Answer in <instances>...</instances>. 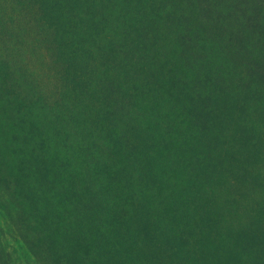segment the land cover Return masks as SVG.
<instances>
[{"label": "trees", "instance_id": "16d2710c", "mask_svg": "<svg viewBox=\"0 0 264 264\" xmlns=\"http://www.w3.org/2000/svg\"><path fill=\"white\" fill-rule=\"evenodd\" d=\"M90 1L56 0L54 7L59 12L69 11L64 16L68 40L64 50L69 51L76 67L85 64L82 68L91 72L66 83L65 92L53 102L36 101L37 109V104L30 102L32 149L26 142L17 147L0 121V139L10 155L32 169L43 204L50 211L70 207L80 229L83 222L85 226L95 219L103 223L102 228L97 227L103 231L95 244L102 239L105 248L96 246L90 258L94 264H138V253L133 257L129 248L127 252L122 249L124 242L135 237L124 212L135 193L150 206V198L162 191L169 171L187 174L186 187L175 190L171 196L174 203H168L187 214L191 235L205 247L225 244L218 260L264 264L260 213L254 225L212 237L218 220L206 209L209 195L204 196L211 178L223 181L228 168L227 144H249L254 124L264 125V0H139L146 6L139 11L143 12L136 18L133 33L120 29L115 39L106 34L96 53L91 50L92 39L100 36V27L92 10L95 3ZM73 19H79L78 26L70 25ZM157 21L170 30L175 51L180 53V67L187 75L180 80L176 94L163 82L152 77L142 80L139 74L150 42L159 31ZM118 39L124 43L119 48ZM118 54L127 63L104 61L109 70L99 69V57ZM133 80L139 83L140 95L152 99L151 93L162 89L170 102L162 108L151 106L157 111L147 115L135 104L137 97L143 100L140 95L124 89V94L120 92L124 83ZM71 93L74 96L68 98ZM83 96L90 97V102L86 104ZM183 100L185 108L180 112L181 104L176 108L175 101ZM217 166L222 171L211 174ZM74 179H79L87 194L79 197L82 203L66 206L76 194L67 186ZM0 217H6L2 211ZM195 225L203 231L197 233ZM4 234L0 229L2 238ZM25 243L35 264H45L33 243ZM4 253L0 246V264L7 263Z\"/></svg>", "mask_w": 264, "mask_h": 264}, {"label": "rangeland", "instance_id": "374dc122", "mask_svg": "<svg viewBox=\"0 0 264 264\" xmlns=\"http://www.w3.org/2000/svg\"><path fill=\"white\" fill-rule=\"evenodd\" d=\"M55 2L0 0V121L17 147L23 142L28 143L31 149L34 146L31 140L34 115L30 111V102L35 106L36 101L53 102L65 92L66 83L78 80L79 74L91 72V69L82 68L85 64L76 67L69 51L64 50L63 44L68 41L65 38L64 16L69 11H56ZM90 2L95 3L92 10L100 27V36L92 39L93 47L89 45L95 53L96 48L99 50V42L105 41L106 34L115 39L120 29L133 33L136 18L143 12L139 11L146 6L139 0ZM78 21L73 19L70 25L78 26ZM157 22L159 31L150 42L149 54L141 63L139 74L143 76L142 80L152 77L154 81L163 82L176 94L180 89V80L187 75L180 67V53L175 51L170 30L161 21ZM123 44L122 39L116 41L118 48ZM111 60L127 63L121 54L106 59L99 57V69L107 72L109 68L102 62ZM88 89L91 91V86ZM123 89L130 94L140 95L141 92L136 80L124 83L120 89L122 94ZM73 96L74 93H71L68 98ZM140 96L143 100L137 97L139 101L135 104L141 106L147 115L152 110L157 111L151 106L162 108L170 102L162 89L151 93L152 99L144 94ZM83 99H87L86 104L90 102V97L83 96ZM185 103V100L175 101L176 108L181 104L177 110L184 111ZM258 124H254L255 132H250L254 138L249 140V144L239 143L235 147L234 142L227 144L225 156L228 168L223 181L211 178L206 188L204 196L209 195L206 209L212 211L213 218L218 220V227L211 231L212 237H217L218 233L225 236L228 229L236 232L254 225L259 213L264 224V125ZM168 143H172L171 140ZM222 169L217 166L210 173L216 175ZM184 182H187V174L169 171L162 191L150 198V206L145 205L135 193L124 212L129 215L135 237L124 242L122 249L127 252L129 248L133 257L138 253V264H234L229 260H218V252L225 244L205 247L199 238L191 235L192 224L187 223V214L178 212L175 205L168 203H174L171 196L175 190L186 187ZM67 186L76 194L66 206L82 203L79 197L87 191L82 189L79 179L72 180ZM43 202V193L35 182L32 169L11 156L0 139V211L6 216L0 217V229L5 232V237L0 235V246L7 252L6 264H35V258L26 249V241L33 243V249L45 264H94L90 258L102 242L101 239L95 244L101 237L103 230L98 228H102L103 223L95 219L85 226L83 222V229H80L75 224L77 214H73L70 207L50 211ZM194 229L197 233L203 231L199 225H195ZM14 232L16 235L13 237Z\"/></svg>", "mask_w": 264, "mask_h": 264}]
</instances>
